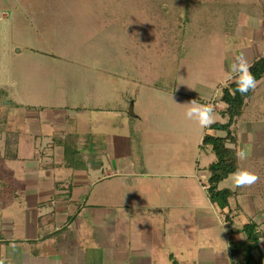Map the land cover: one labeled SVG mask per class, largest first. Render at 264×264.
<instances>
[{"label": "rangeland", "instance_id": "obj_1", "mask_svg": "<svg viewBox=\"0 0 264 264\" xmlns=\"http://www.w3.org/2000/svg\"><path fill=\"white\" fill-rule=\"evenodd\" d=\"M263 4L0 0V128L25 136L35 121L45 119L49 123L42 128L67 139L83 157L93 151L89 165L94 158L99 162L107 146L106 168L129 170L92 191L99 201L96 215L107 220L86 231L85 238L95 242L92 262L223 264L229 260L230 234L223 224L228 211L234 228L248 221L259 225L264 249V78L232 127L233 146L247 152L240 167L258 180L233 190L229 175L218 184L234 191L228 211L203 187L215 160L202 142L210 129L185 115L194 100L211 105L215 122L226 121L219 98L230 64L236 57L249 64L264 55ZM16 102L39 113L25 115ZM94 107L109 126L116 125L110 136L93 133L95 123L85 110ZM3 148L0 143V154ZM13 207L18 221L21 211Z\"/></svg>", "mask_w": 264, "mask_h": 264}, {"label": "crops", "instance_id": "obj_2", "mask_svg": "<svg viewBox=\"0 0 264 264\" xmlns=\"http://www.w3.org/2000/svg\"><path fill=\"white\" fill-rule=\"evenodd\" d=\"M262 23L264 26V15ZM16 103L20 106H14L15 109L25 108V115L39 113V109ZM85 111H88L89 122L95 123L92 127L94 134L110 136L115 132L110 127L115 128L116 125L110 122L109 126V120L98 116L102 110L94 107ZM46 123L49 122L45 119L35 121L33 130L25 136L17 129L0 128V143L4 146L7 132L16 133L15 156H6V146L0 154V159L5 161L0 165V198H5V205L0 204V261L3 264H96L90 258L91 250L96 249L95 242L86 239L85 234L90 224L106 223L107 220L96 215V202L99 201L92 199V191L98 182L118 173L128 175L129 170L127 166L122 171L106 168L110 158L107 154L110 147L107 146L106 151L100 154L99 162L94 158V167L88 164L93 151L85 153V157L79 152L83 167L66 165L62 137H55L54 130L42 128ZM57 126L51 124L52 128ZM209 134H216V131L210 129ZM36 142L40 144L37 146ZM35 151H38L37 155ZM12 204L21 211L18 221L11 214ZM224 209L228 211L229 208ZM223 224L227 226L225 219ZM242 225L234 228L232 221L233 231L229 237L233 241L244 238ZM262 238L260 244L263 249ZM226 252L229 260L223 264H233L229 257V243ZM171 264L185 263L175 260ZM192 264L216 263L193 261Z\"/></svg>", "mask_w": 264, "mask_h": 264}, {"label": "trees", "instance_id": "obj_3", "mask_svg": "<svg viewBox=\"0 0 264 264\" xmlns=\"http://www.w3.org/2000/svg\"><path fill=\"white\" fill-rule=\"evenodd\" d=\"M249 71L255 77L256 83L264 78V55L256 57L249 64ZM226 85L223 86L219 98L222 104L219 112L222 117H226V121H216L208 126L211 130L224 131L225 134L219 136L206 133L202 138V142L210 146L215 156V160L207 166L209 175L206 191L211 201L216 203L220 209L229 208V198L234 195V191L229 188L219 189L218 184L237 168H241L239 160L236 157V147L233 146L237 143V137L232 127L242 116L246 103L251 98L254 90L252 88L244 94L235 92L233 95V91L237 85L234 82H228ZM15 106H20V104L15 103ZM15 137V132H7L6 134L5 154L8 157L15 156ZM61 143H63L64 147V161L66 165L83 167L84 161L79 150L72 148L67 139L62 140ZM232 217L233 215L229 211L224 216L229 234L233 231ZM241 231L244 234L242 240L236 242L232 241L231 237H229V257L233 264H262L264 261V251L260 240L263 237V233L259 229V225L255 221H248L242 225Z\"/></svg>", "mask_w": 264, "mask_h": 264}, {"label": "clouds", "instance_id": "obj_4", "mask_svg": "<svg viewBox=\"0 0 264 264\" xmlns=\"http://www.w3.org/2000/svg\"><path fill=\"white\" fill-rule=\"evenodd\" d=\"M229 73L230 75L227 77V80L237 85L233 91V95L235 92H240L241 94L247 93L256 85V79L249 71V65L243 57L235 58L229 66ZM189 105L185 115L189 119L196 121L202 128L208 127L215 122L211 105L201 104L194 100L190 101ZM236 157L242 161L247 158V152L243 149L238 150ZM229 179L232 182V188L234 190L236 187L250 186L258 180V177L247 169L237 168L230 174ZM0 264H3V261H0Z\"/></svg>", "mask_w": 264, "mask_h": 264}, {"label": "built area", "instance_id": "obj_5", "mask_svg": "<svg viewBox=\"0 0 264 264\" xmlns=\"http://www.w3.org/2000/svg\"><path fill=\"white\" fill-rule=\"evenodd\" d=\"M203 187L206 189L207 185H203Z\"/></svg>", "mask_w": 264, "mask_h": 264}]
</instances>
